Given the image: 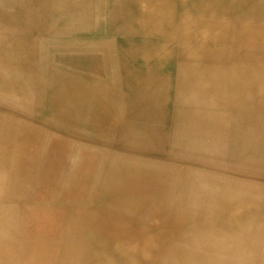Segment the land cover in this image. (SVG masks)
<instances>
[{"label":"rangeland","instance_id":"1","mask_svg":"<svg viewBox=\"0 0 264 264\" xmlns=\"http://www.w3.org/2000/svg\"><path fill=\"white\" fill-rule=\"evenodd\" d=\"M32 1L19 0L16 4L29 6ZM50 1H54L50 2L54 13L41 16L17 14L16 19H20L14 24L0 27L7 30V36L0 38L2 43L25 45L24 48L31 51L23 58L7 57L0 73V178L4 170L0 213L12 214L13 218L10 228L0 229V242L7 246L5 253L15 251L18 255L19 249L23 248L26 255L23 257V253H19L20 257L13 259L4 254L9 264H29L31 253L37 261L51 255L49 264H87L84 256L88 250L95 251L101 258L103 250L94 246L96 232L91 227L97 220L112 215L115 221L117 219V231L124 236L145 235L154 242L160 254L149 264H168L172 257L186 254L197 257L202 264H223L225 260L228 264H264V103L249 108L252 103L243 102L233 111L219 108L216 100L224 97L227 100L229 96L223 92H208L202 96L192 85L195 81L190 70L188 74L192 79L187 82V88L176 85L177 74L187 72L182 65L187 59L181 56L176 39L150 33L147 26L150 15L140 9L141 0ZM172 5V12L181 8L179 0H173ZM162 10H170V6ZM38 16L39 22L36 21ZM171 16L179 22L180 14ZM53 19L59 24H54ZM88 19L94 22L88 24ZM69 22L73 24L69 25ZM148 23L153 26L150 20ZM61 38H65L63 42ZM166 41L169 45L164 46ZM162 43L159 49L164 47L166 53L157 56L148 68L140 67L141 49L158 48ZM146 74L154 75L150 86L163 89L170 84L166 92L170 103L169 119L164 127L141 124L145 120L133 116L152 114V104L136 103L143 91L140 77ZM205 90L218 91L216 88ZM205 97L207 100L203 99ZM183 105L194 111L190 112ZM105 108L117 109L130 118L129 122H123L117 125L116 131H111L104 124ZM184 109L188 117L182 119ZM202 119L221 124L218 131L230 133L229 137L234 141L213 133L216 126L204 130L196 123ZM27 131L35 134L36 140L26 142L23 135ZM51 148L59 150L52 152ZM112 169V178L122 173H140V185L117 184V197L108 195L111 182L107 179ZM133 198L141 202V214L131 212L133 208L129 202ZM232 201L256 204L252 218L245 216L238 227L229 224L231 220L226 221L228 211H232ZM155 206L165 211L164 219L154 221L146 214L148 208ZM115 207L117 212L112 211ZM38 263L45 264V261ZM132 264L144 263L136 261Z\"/></svg>","mask_w":264,"mask_h":264},{"label":"bare ground","instance_id":"2","mask_svg":"<svg viewBox=\"0 0 264 264\" xmlns=\"http://www.w3.org/2000/svg\"><path fill=\"white\" fill-rule=\"evenodd\" d=\"M19 1V0H18ZM34 1V0H33ZM62 1V0H61ZM81 1V0H80ZM172 1L173 0H141L140 3V9L143 11L144 14L146 15H150V18L147 21V26L148 29L150 31V33H161V35L167 37V38H172V39H176L177 40V44H178V49H180V53L182 54L181 56H185V59H194V60H199V59H211V60H219L222 62V64H218L217 66H205L204 65H194L192 62L190 61H183L182 65L183 67L186 69L185 74L182 75V73L177 74V78L178 80L176 81V85H178L180 87L179 84H182L184 86V88H187V82L189 80L192 79V76L190 74H188V70H190L193 74V80L195 81L192 85L194 87V89L200 90L199 92L202 94V96H205L208 94V92L210 93H221L223 92V94L229 96L228 99L226 100V98H222L221 100L217 99L216 102L219 103V108H225V109H230V110H235L238 109L239 107H237V105H239L240 103H252V107L249 108H256L257 106H255V104L258 103H264V39L259 38L255 35H250L249 40L247 39L246 42H250V44H248V47H246V52H244L241 55L235 56L232 60V68L234 69V71H243L245 72L246 70L252 71L254 73H252L251 75L248 76L247 80H248V84L247 85H243L241 83V78L239 76V78H235L234 81H236V84L231 86L230 82L227 80V76L225 75L226 72V68L224 65L225 59H222V53H223V47H224V40L225 39V31H226V27L228 24V21L230 20V15L228 14V12H226V0H181L182 1V7H183V11L180 14V20L179 22H177L175 19V17L171 16L174 15L175 12H172ZM241 1V0H238ZM253 1V0H252ZM224 2V3H222ZM17 3V2H16ZM15 3V4H16ZM22 3V2H21ZM34 3V2H33ZM36 3V2H35ZM38 3V2H37ZM88 3V2H87ZM91 3V1H90ZM94 3V2H93ZM86 4V3H83ZM104 4V3H103ZM254 4L257 7H264V0H254ZM76 5V4H75ZM82 5V4H81ZM94 7V4H92ZM254 5V6H255ZM20 4L18 5V9H21V7L19 8ZM22 6V5H21ZM170 6V10H162V8L164 7H169ZM16 7V5H15ZM180 7V6H179ZM230 7V6H229ZM69 8V7H68ZM75 8V7H72ZM91 9V8H89ZM230 9V8H229ZM16 10V9H15ZM60 10V9H59ZM87 10V9H86ZM228 10V9H227ZM88 11V10H87ZM92 11V10H91ZM221 11V12H219ZM20 12V11H19ZM231 12V11H230ZM50 13V12H49ZM78 13V12H77ZM91 13V12H90ZM16 14V13H15ZM19 14V13H18ZM21 14V13H20ZM56 14V13H55ZM82 14V13H81ZM179 14V13H178ZM41 16V14H38ZM49 15V14H48ZM80 15V14H79ZM7 16V15H6ZM16 16V15H14ZM40 16L36 17V19H39ZM91 16V14H90ZM89 16V17H90ZM1 17V16H0ZM48 17V16H47ZM57 17V16H56ZM71 17V16H70ZM86 17V16H85ZM94 19V16H92ZM17 18V17H16ZM87 18V17H86ZM8 18L7 21H9ZM58 19V17H57ZM91 20L94 22V20ZM15 20V19H14ZM46 20V19H45ZM65 20V19H64ZM89 20V19H88ZM87 20V21H88ZM149 20L151 21V23L153 24V26H149ZM2 20H0L1 22ZM54 24H59L58 22L55 23L54 19L52 20ZM63 21V20H62ZM70 21V20H69ZM75 21V20H74ZM82 21V20H81ZM85 23V20H83ZM82 21V22H83ZM90 20L88 21L91 22ZM4 22V20L2 21ZM14 22V21H12ZM80 22V23H82ZM68 23V22H67ZM83 23V24H84ZM50 24V23H49ZM73 24L69 22V25ZM79 24V23H78ZM92 24V23H91ZM32 25V23H31ZM65 25V24H64ZM81 25V24H80ZM86 25V24H85ZM93 25V24H92ZM91 25V26H92ZM46 26V25H45ZM82 26V25H81ZM90 26V27H91ZM97 26V25H96ZM51 27V26H50ZM49 27V28H50ZM60 27V26H59ZM67 27L68 26H64ZM70 27V26H69ZM88 27V26H87ZM48 28V29H49ZM52 28V27H51ZM50 28V29H51ZM89 28V27H88ZM92 28V27H91ZM89 28V29H91ZM54 29V28H52ZM58 29V27H57ZM94 29V28H93ZM99 29V28H96ZM47 30V29H46ZM59 30V29H58ZM228 30V29H227ZM49 31V30H48ZM148 31V32H149ZM227 32V31H226ZM54 33V32H52ZM74 33V32H73ZM30 34V33H29ZM55 34V33H54ZM49 35V33H48ZM59 35V34H58ZM38 36V35H37ZM65 36V35H64ZM63 36V37H64ZM71 36V35H70ZM69 36V37H70ZM78 36V35H77ZM110 36V35H109ZM113 36V35H112ZM121 36V35H120ZM124 36V35H123ZM130 36V35H129ZM80 37V36H79ZM82 37V36H81ZM87 37V36H86ZM93 37V36H92ZM115 37V36H113ZM118 37V36H117ZM66 38V37H65ZM64 38V39H65ZM157 38V37H156ZM62 42H63V40ZM128 39V38H127ZM148 39V38H147ZM96 40V39H95ZM102 40V39H100ZM104 40V39H103ZM107 40V39H106ZM151 40V39H150ZM170 40V39H167ZM53 41V40H52ZM71 41V39H70ZM116 41V40H114ZM121 41V40H120ZM125 41V40H124ZM139 41V40H138ZM227 41V40H226ZM67 42V40H66ZM99 42V41H98ZM102 43V41H100ZM53 43V42H52ZM71 43V42H70ZM104 43V42H103ZM115 43V42H114ZM117 43V42H116ZM119 43V42H118ZM27 44V43H26ZM69 44V41H68ZM166 45H169L168 41H166V43H164ZM71 45V44H70ZM69 45V46H70ZM78 45V44H77ZM103 45V44H102ZM25 46V45H24ZM24 46H20V45H11V44H4L0 41V73H1V68H5V59L7 60V57H18V58H23L24 56H26L29 52H31L30 50H26V47L24 48ZM56 46V45H55ZM58 46V45H57ZM80 46V44H79ZM111 46V45H110ZM108 46V47H110ZM163 43L161 44V46H158V48L149 46V49H141L140 51V55L139 57L141 58V62L138 63L140 67H143V69H146L150 66V64L152 63V61L159 55H162L165 52L164 47H162ZM226 46V45H225ZM31 47V46H30ZM63 47V46H62ZM65 47V46H64ZM119 47V46H118ZM139 47V46H138ZM177 47V46H176ZM66 48V47H65ZM72 48V47H71ZM124 48V47H123ZM226 48V47H225ZM62 49V48H60ZM84 49V48H81ZM107 49V48H106ZM133 49V48H131ZM68 50V49H67ZM86 50V49H85ZM90 50V49H89ZM98 50V49H97ZM115 50V49H114ZM104 51V50H103ZM225 51V50H224ZM85 53V51H83ZM96 52V51H95ZM102 52V49L101 51ZM99 52V53H100ZM106 52V50L104 51ZM103 52V53H104ZM114 52V51H113ZM122 52V51H121ZM71 53V52H70ZM79 53V52H78ZM77 53V54H78ZM82 53V52H81ZM87 53V52H86ZM93 53V52H92ZM91 53V54H92ZM111 53V52H109ZM117 53V52H115ZM166 53V52H165ZM69 54V53H68ZM67 54V55H68ZM73 54V53H72ZM89 54V53H87ZM101 54V53H100ZM112 54V53H111ZM110 54V55H111ZM118 54V53H117ZM116 54V55H117ZM33 55V54H32ZM79 55V54H78ZM93 55V54H92ZM106 55V54H105ZM113 55V54H112ZM59 56V55H58ZM63 56V55H62ZM73 56V55H72ZM85 57H87L86 55H84ZM96 56V55H95ZM98 56V55H97ZM101 56H103V54H101ZM178 56V55H177ZM225 56V55H224ZM34 57V56H33ZM36 57V56H35ZM34 57V60L36 61V58ZM80 58V56H78ZM83 57V56H82ZM94 57V55H93ZM13 58V59H14ZM17 58V59H18ZM84 58V57H83ZM115 58V57H113ZM120 58V57H119ZM12 59V61H13ZM68 59V58H67ZM78 59V58H77ZM86 59V58H84ZM91 59H93L91 57ZM109 59V58H108ZM157 59V58H156ZM9 60V59H8ZM23 60V59H22ZM25 60V59H24ZM31 60V59H30ZM70 60V58H69ZM68 60V61H69ZM75 60V59H74ZM87 60V59H86ZM120 60V59H119ZM116 61V60H115ZM227 61V60H226ZM8 62V61H7ZM29 62V61H28ZM72 62V61H71ZM70 62V63H71ZM83 62V61H82ZM107 62V61H106ZM214 62V61H213ZM69 63V62H68ZM75 63V62H74ZM79 63V61H78ZM94 63V62H93ZM112 63V62H111ZM115 63V62H114ZM226 63V62H225ZM12 64V63H11ZM17 64V63H16ZM32 64V63H30ZM62 63H60L61 65ZM64 64V63H63ZM62 64V65H63ZM67 64V61L66 63ZM72 64V63H71ZM104 64V63H101ZM20 65V64H19ZM108 65V64H107ZM223 66V67H219ZM22 66V65H21ZM33 66V65H32ZM69 66V65H68ZM122 66V65H121ZM133 66V65H132ZM138 66V65H136ZM36 67V66H35ZM67 67V66H65ZM70 67V66H69ZM74 67V66H73ZM103 67V66H102ZM110 66H108L109 68ZM152 67V66H151ZM2 68V69H3ZM15 68L18 69V66H16ZM26 68V66L24 67ZM104 68V67H103ZM131 68V67H130ZM161 68V67H160ZM166 68V66H165ZM23 69V68H22ZM63 69V68H62ZM12 70V69H11ZM10 70V72H12ZM19 70V69H18ZM105 70V68H104ZM118 70V69H117ZM137 70V69H136ZM153 70V69H152ZM155 70V69H154ZM8 71V70H7ZM23 71V70H22ZM47 71V70H46ZM56 71V70H54ZM59 71V70H58ZM107 72V70H105ZM138 71V70H137ZM6 72V71H5ZM26 72V69L25 71ZM23 72V73H24ZM40 74V71H37ZM44 72V71H43ZM42 72V73H43ZM141 72V71H140ZM233 72V71H231ZM14 73V72H13ZM22 73V75H23ZM104 73V71H103ZM118 73V72H117ZM214 73H220V77L219 79H215L214 76L216 74ZM227 73V72H226ZM4 74V73H3ZM2 74V75H3ZM15 74V73H14ZM37 74V73H36ZM45 74V72H44ZM52 74V73H51ZM110 74V73H109ZM116 74V73H115ZM120 74V73H119ZM235 74V73H233ZM232 74V75H233ZM13 75V74H12ZM17 75V74H16ZM50 75V72H49ZM55 75V74H54ZM52 74V76H54ZM102 75V73H101ZM117 75V74H116ZM239 75V73H238ZM8 76V75H7ZM26 76V75H25ZM37 76V75H36ZM40 76V75H39ZM48 76V75H46ZM57 76V75H56ZM69 76V75H68ZM114 76V75H113ZM154 75L151 74V76L149 74H146L142 77H140V86H142V92H140V96L136 99V103L140 102H148L150 104H152V114L148 113L145 116H140L137 114H134L133 116L136 118H140L142 120L141 124L144 125H153V126H161L164 127L168 124V119H169V101L166 98V92L169 90L170 88V84L167 87H164L163 89L158 88L156 86H150L152 84V82H150V79L153 77ZM236 76V74H235ZM119 77V76H118ZM216 77V76H215ZM229 77V76H228ZM231 77V76H230ZM7 78V77H6ZM50 78V77H49ZM4 79V78H2ZM42 79V78H41ZM56 79V78H55ZM79 79V77L77 78ZM95 79V78H94ZM98 79V77H97ZM1 80V79H0ZM44 80V79H43ZM58 80V79H57ZM82 80V79H81ZM80 80V81H81ZM111 80V79H110ZM2 81V80H1ZM6 81V80H5ZM62 81L64 82V80L62 79ZM71 81V80H70ZM69 81V82H70ZM79 81V80H78ZM99 81V79H98ZM16 82V81H15ZM61 82V80H60ZM92 82V80H91ZM102 82V81H101ZM147 82V83H146ZM167 82H170L169 77H167ZM180 82V83H179ZM193 82V81H192ZM94 83V81H93ZM256 84V85H255ZM49 85V83H48ZM98 85V84H97ZM149 86V87H147ZM256 86V87H255ZM48 87V86H47ZM201 88V89H199ZM206 88H211L214 89L216 88L218 91L216 90H205ZM44 90V88H43ZM47 90V88H46ZM93 90V89H92ZM96 90V89H95ZM48 91V90H47ZM50 91V89H49ZM186 91V90H185ZM188 91V90H187ZM57 92V91H56ZM191 94V93H190ZM191 96V95H190ZM248 96V97H247ZM249 97H252L251 99ZM26 98V97H25ZM27 100L29 98H26ZM25 99V100H26ZM32 99V98H31ZM93 99V98H92ZM204 100H207V97L203 98ZM202 99V102H203ZM3 100V99H2ZM30 100V99H29ZM223 101V103L221 102ZM226 101L227 104H226ZM201 102V101H199ZM31 103V102H30ZM196 105V104H195ZM42 106V105H41ZM185 107H187V109L191 112L193 109H191L189 106L187 105H183ZM200 106V105H199ZM213 106V104H212ZM198 107V106H196ZM208 107V106H207ZM206 107V108H207ZM203 108V107H202ZM201 108V111L204 110ZM205 108V109H206ZM211 108V107H210ZM218 108V107H216ZM90 109V108H88ZM107 109L106 111H104V124L106 123V125L109 127V129L111 131H116L117 130V125L122 124L123 122L125 124H127L129 122V117L123 115L120 112H117V109L114 108H105ZM199 110V109H198ZM211 110V109H209ZM223 110V109H222ZM89 111V110H88ZM194 111V110H193ZM206 112V111H204ZM89 112H87L88 114ZM43 114V113H42ZM86 115V113H83ZM193 114V113H192ZM206 114V113H205ZM50 115V114H49ZM200 115V113L198 114ZM210 115V114H208ZM216 115V114H215ZM218 115V114H217ZM227 115V114H226ZM225 115V116H226ZM43 116V115H42ZM180 116V114H179ZM182 119H185L188 117L187 111L186 109H184L181 113ZM195 116V115H194ZM193 116V118H194ZM212 116V114H211ZM231 116V115H230ZM87 117V116H86ZM203 118V117H202ZM211 118V117H210ZM216 118V117H215ZM232 119V118H231ZM221 120V119H220ZM224 120H226L224 118ZM195 122V121H194ZM193 122V123H194ZM199 123L198 125L203 127L204 130L209 131L208 127L209 126H216V128L213 129V133L217 134H221L222 136L225 135L226 137H223L224 140L227 141H232L233 139L229 137V134L224 132V131H218L219 126H222L219 123H215L213 121L207 120V119H202L200 122H196ZM195 123V124H196ZM230 123V122H228ZM227 123V124H228ZM103 124V125H104ZM180 124H184L183 122H180ZM184 125H187V123H185ZM193 125V124H192ZM191 125V127L193 128V126ZM233 124H231L232 126ZM232 128H234L232 126ZM220 130V129H219ZM221 132V133H219ZM23 138L25 139L26 142H28L29 140L34 141L36 140V135L33 134L30 131H27L24 135ZM231 139V140H230ZM193 141V140H191ZM234 141V140H233ZM193 143V142H192ZM204 145V144H203ZM205 146V145H204ZM205 149V148H204ZM3 150V148H2ZM54 152H57L59 149L58 148H54L53 149ZM52 148L51 151L53 152ZM213 150V149H211ZM217 151V148H216ZM1 160H0V164H1ZM19 162V161H17ZM16 162V163H17ZM151 164V163H150ZM185 164V163H184ZM214 165V164H213ZM157 166V165H156ZM189 166V165H188ZM193 166V165H190ZM216 166V165H215ZM220 167V166H218ZM194 169V168H193ZM202 169V168H201ZM199 170V169H198ZM112 171L110 172V176H108L109 182H111V188L108 190V195L110 196H116L117 197V184H125V183H133V184H139L140 185V178H141V174L140 173H135L133 172V174H129V173H122L119 175H116L112 178L113 174ZM184 171V170H183ZM197 171V170H196ZM202 171V170H201ZM198 172V171H197ZM205 172V171H203ZM234 172V171H233ZM3 172L1 173V178H0V187L3 183ZM183 173V172H182ZM206 173V172H205ZM238 173V172H237ZM186 174V173H185ZM193 174V173H192ZM214 174V173H213ZM19 177V174H15ZM216 175V174H215ZM218 175V174H217ZM264 175V174H262ZM8 174H7V179H8ZM260 176V174H259ZM197 177V175H196ZM215 177V176H214ZM112 178V180L110 181V179ZM224 178V177H223ZM231 178V177H230ZM212 179V178H211ZM215 179V178H213ZM212 179V180H213ZM226 179V178H225ZM196 180V179H195ZM194 180V182H195ZM198 180V179H197ZM196 180V181H197ZM218 180V179H217ZM227 180V179H226ZM229 180V179H228ZM233 180V179H232ZM184 181V180H183ZM223 181V180H222ZM234 181V180H233ZM237 181V180H236ZM235 181V182H236ZM173 182V181H172ZM220 182V181H219ZM239 182V181H238ZM114 185H113V184ZM222 183V182H221ZM226 183V182H223ZM233 183V182H232ZM192 184V183H191ZM234 184V183H233ZM219 185V184H217ZM223 185V184H222ZM221 185V186H222ZM230 185V184H228ZM243 185V184H242ZM241 185V186H242ZM180 186V185H179ZM178 186V187H179ZM192 186V185H191ZM194 186V184H193ZM238 186H240L238 184ZM247 186V185H246ZM253 186V185H252ZM251 186V187H252ZM224 187V186H223ZM234 187V186H233ZM243 187V186H242ZM170 188V187H168ZM173 189V188H172ZM216 189V188H215ZM244 189V188H243ZM205 190V188H204ZM214 190V189H213ZM169 191V190H168ZM179 191V190H178ZM178 191H176L178 193ZM209 190H207L208 192ZM230 191V190H228ZM242 191V189H241ZM171 192V191H170ZM206 192V191H205ZM216 192V191H215ZM233 192V191H232ZM240 192V191H239ZM239 192H237L238 194H240ZM244 192V191H243ZM246 192V191H245ZM193 193H194V189H193ZM212 193V191H211ZM217 193V192H216ZM227 193V192H226ZM236 193V194H237ZM225 194V193H224ZM237 194V195H238ZM107 195V196H108ZM202 195V194H201ZM206 195V194H205ZM226 195V194H225ZM235 195V194H234ZM170 196V194H169ZM187 196H189L187 194ZM191 196V194H190ZM215 196V195H214ZM220 196V195H219ZM223 196V195H222ZM243 196V195H242ZM207 197V196H206ZM205 197V198H206ZM175 198V197H174ZM209 198V197H208ZM213 198V197H212ZM225 198V197H224ZM134 200L129 202L130 207L133 208L134 213H142V204L139 200H136L138 198H133ZM167 199V197H166ZM176 199V198H175ZM201 199V197L199 198V200ZM218 199V198H217ZM192 200H190L191 202ZM200 202V201H199ZM218 202V201H217ZM226 202V201H224ZM175 203V202H174ZM206 203V202H205ZM107 204V203H106ZM114 204V203H113ZM165 204V203H164ZM192 204V203H191ZM201 204V203H200ZM213 205V203L211 202L210 205ZM189 205V204H188ZM225 205V204H224ZM110 206V205H109ZM117 206V203L114 205ZM232 211L227 213L226 216V221H230L229 224H234L237 225L236 227L240 226L242 224V218H244L245 216H250L249 218L251 219L253 215H251L254 212L255 206L256 204H254L252 206V203H246L245 201H232ZM113 207V206H112ZM121 207V205H120ZM165 207V206H164ZM163 207V208H164ZM199 207V205H198ZM211 207V206H210ZM263 207V206H262ZM162 207L158 206V207H151L148 208L146 211V214L155 220H159L163 217V215L165 214L162 209ZM178 208V207H177ZM185 208V207H184ZM190 208V207H187ZM206 209V207H205ZM214 209V208H213ZM219 209V208H216ZM179 209H177L178 211ZM187 210V209H186ZM198 210V209H197ZM215 210V209H214ZM213 210V213H214ZM112 211L117 212V207H115ZM264 211V210H263ZM130 212V213H131ZM189 212V211H188ZM205 212V211H204ZM208 212V211H207ZM167 213V212H166ZM184 213V212H182ZM200 213V212H199ZM259 213V212H258ZM263 213V212H262ZM198 214V212H197ZM203 214V213H202ZM186 215V214H185ZM188 215V214H187ZM255 215V213H254ZM263 215V214H262ZM140 216V215H139ZM167 216V215H165ZM176 216V215H175ZM183 216V214H182ZM200 216V214H199ZM260 216V213H259ZM258 217V214H257ZM116 218V217H115ZM177 218V217H176ZM197 218V216H196ZM199 218V217H198ZM254 218V217H253ZM260 218V217H259ZM262 218V217H261ZM260 218V219H261ZM164 219V218H162ZM182 219V218H181ZM200 219V218H199ZM216 219V218H215ZM219 219L221 220V218L219 217ZM246 219V218H245ZM257 219V218H256ZM12 214H2L0 213V229L2 228H10L11 224H12ZM195 220V219H194ZM197 220V219H196ZM212 220V219H211ZM223 220V217H222ZM221 220V221H222ZM117 221V219H116ZM116 221L113 217V215L111 217H107V218H103L100 220H97V222L92 225V229L96 232H94L95 234V244L94 246L96 248H100L101 251L103 250V256H101V258L98 257L99 254L95 253V251L93 250H88L87 253H85L86 255L84 256V258L87 260V264H132L135 263L136 261H140L141 263L144 264H149V263H153L155 260H157L158 254H160V250L155 246L154 242L147 236L145 235H137V236H124V233L122 234L121 232H119V230L117 231V224ZM153 221V222H154ZM172 219L169 221L171 222ZM175 221V220H174ZM198 221V220H197ZM196 221V223H197ZM226 221L224 223H226ZM260 221V220H258ZM132 223H134L133 221H130ZM183 222V221H182ZM199 222V221H198ZM253 222V221H252ZM256 221H254L255 223ZM157 223V222H155ZM163 223V222H161ZM167 223V221H166ZM228 223V222H227ZM246 223H248V221H246L245 223L243 222V224L245 225ZM257 223V222H256ZM47 224V222H46ZM158 224V223H157ZM160 224V223H159ZM165 224V223H164ZM259 224V222H258ZM257 224V225H258ZM85 224V228H86ZM173 225V222H172ZM228 225V224H226ZM182 226V223H181ZM213 226V225H212ZM89 227V228H90ZM214 227V226H213ZM216 227V226H215ZM220 227V226H219ZM247 226L245 225L244 228H246ZM253 227V226H252ZM166 228V227H165ZM172 228V227H171ZM185 228V227H184ZM205 228V227H204ZM207 228V227H206ZM222 228V227H221ZM87 229V228H86ZM174 229V228H173ZM180 229V228H179ZM203 229V228H200ZM224 229V228H223ZM255 229V228H253ZM252 229V230H253ZM258 229V228H257ZM81 230V229H80ZM83 230V229H82ZM228 230V229H226ZM230 230V229H229ZM240 230V229H239ZM251 230V231H252ZM92 231V230H91ZM155 231V230H154ZM194 231V230H193ZM196 231V230H195ZM194 231V232H195ZM209 231V230H208ZM215 231V230H214ZM218 231V230H217ZM247 231H249L247 229ZM157 232V231H156ZM164 232V230H163ZM219 232V231H218ZM238 232V231H237ZM166 233V232H165ZM171 233H174L171 232ZM176 233V232H175ZM183 233V232H182ZM212 233V232H211ZM228 233V232H227ZM244 233V232H243ZM247 233V232H246ZM97 234V235H96ZM230 234V233H229ZM236 234V233H235ZM167 235V234H166ZM177 235V234H176ZM185 235V234H183ZM220 235V234H219ZM223 235V234H222ZM228 235V234H227ZM256 235V234H255ZM87 236V235H86ZM89 236V235H88ZM168 236V235H167ZM221 236V235H220ZM229 236V235H228ZM244 236V235H243ZM246 236V235H245ZM188 237V236H187ZM186 237V238H187ZM207 237H209V235H207ZM213 237V236H211ZM218 237V236H216ZM88 238V237H86ZM94 238V237H93ZM191 238V237H190ZM206 237H204L205 239ZM215 238V237H214ZM247 238V237H246ZM255 238V236H254ZM163 239V238H162ZM208 239V238H206ZM223 239V238H222ZM250 239V238H249ZM83 240H87L85 239V235ZM186 240V239H185ZM193 240V238H192ZM209 240V239H208ZM212 240V239H211ZM224 240V239H223ZM232 240V239H231ZM247 240V239H245ZM91 241V240H90ZM182 241V240H181ZM187 241V240H186ZM207 241V240H206ZM204 241V243L206 242ZM210 241V240H209ZM250 241V240H248ZM252 241V240H251ZM94 242V241H93ZM203 242V241H202ZM218 242V241H217ZM226 241V245H227ZM253 242V241H252ZM90 245L92 244V242H89ZM194 243V242H193ZM196 243V242H195ZM198 243V242H197ZM203 243V244H204ZM211 243V242H210ZM237 243V242H236ZM246 243V242H245ZM202 244V243H201ZM209 244V243H206ZM225 244V243H224ZM29 245L33 246V243H29ZM29 245H27L29 247ZM84 245V244H83ZM86 245V244H85ZM88 245V244H87ZM173 245V244H172ZM178 245V244H176ZM193 245V244H192ZM191 245V246H192ZM200 245V244H199ZM219 245V244H218ZM232 245V244H230ZM182 246V244H181ZM197 246V245H194ZM207 246V245H206ZM212 246V244H211ZM245 246V244H244ZM247 246V245H246ZM252 246V245H251ZM7 246L4 245V243L0 242V264H9V259H7V257L4 256V254H7L8 256L12 257L13 259L17 257H20L19 253L22 254L23 253V257H25V250L23 252V248L19 249V253L18 255L17 252L15 251H8L5 253V248ZM35 247V245H34ZM218 247V246H217ZM216 247V248H217ZM187 248V247H186ZM200 248V247H199ZM198 248V249H199ZM224 248V246L222 247ZM232 248V247H231ZM37 249V248H36ZM83 250V246L81 248ZM174 249V247H173ZM172 249V250H173ZM197 249V248H196ZM201 249V248H200ZM203 249V248H202ZM237 249V248H236ZM240 249V248H239ZM85 250V249H84ZM187 250V249H186ZM191 250V249H190ZM195 250V249H192ZM205 250V248H204ZM243 250V249H242ZM245 250V249H244ZM250 250V248H249ZM188 251V250H187ZM247 251V250H246ZM33 252H36L35 248H33ZM77 252V251H76ZM100 252V251H99ZM169 252V251H168ZM80 253V250H79ZM172 253V251H171ZM30 254V253H29ZM250 254V253H249ZM263 254V253H262ZM76 256V255H75ZM263 256V255H262ZM82 259V258H81ZM169 258H167L166 260H168ZM28 260L30 261L29 264H39L38 262L40 261H45V264H49L51 261V255L47 256L39 261H37L36 259H34L33 254L31 253V255H28ZM165 260V261H166ZM35 261H37L35 263ZM75 261V260H74ZM84 261V260H83ZM163 262V261H162ZM187 262H190L192 264H202V262H200L198 260V258L194 257V256H190L188 254L184 255V256H174L172 257V259H170L168 264H186ZM167 263V262H166ZM165 263V264H166ZM259 263V262H258ZM223 264H228L227 260L224 261ZM260 264V263H259Z\"/></svg>","mask_w":264,"mask_h":264},{"label":"crops","instance_id":"3","mask_svg":"<svg viewBox=\"0 0 264 264\" xmlns=\"http://www.w3.org/2000/svg\"><path fill=\"white\" fill-rule=\"evenodd\" d=\"M16 2H18V0L17 1L16 0H0V16H1L0 20L2 21L4 20V22L2 21L0 22V27H2V25L14 24L16 20L20 19V18L16 19L15 16L13 17L10 15H17L18 13L19 14L20 13L21 14H50V13H54L55 11L54 6L50 5V2L52 4L54 1H50V0H34L32 1V3L33 2L34 3L31 4L30 2L29 6L20 5L19 8L21 7V9H18L19 4H15ZM225 2L227 5L226 12H228V14L230 15V20L228 21V24L226 27L227 32L225 31V39L227 41L224 40V47H223V53H222L223 56H222V59H220V60L225 59V62H226V63L224 62V65H225L227 73L225 72L224 76H227V80L231 81V82L229 81L231 86L236 84V81L234 80L235 78L236 79L239 78V76L241 78V83L243 85H247L248 76L254 72L249 71V70H246L245 72L234 71V69L232 68V63H233L232 60L235 56L241 55L244 52H246V47H248V44H250V42L248 43L246 42V40L247 39L249 40L250 35L253 34L259 38L264 39V7H257L258 5L256 6L254 4V0L253 1L252 0H241V1L226 0ZM179 6L181 8L174 12L181 14V12L183 11L181 0H179ZM8 18H11V19L7 21ZM36 21L39 22V19H36ZM5 31L7 30H3L0 28V38L7 36V34H5ZM9 31L16 32L15 29H10ZM187 61L192 62L195 66L204 65V67L208 65L213 67V66H217L218 64H222V62L219 60H211L209 58L199 59V60L198 59L197 60L187 59ZM219 67H223V66L219 65ZM233 73H235L236 76ZM215 76H214L215 79L217 78L219 79L220 73H217Z\"/></svg>","mask_w":264,"mask_h":264}]
</instances>
